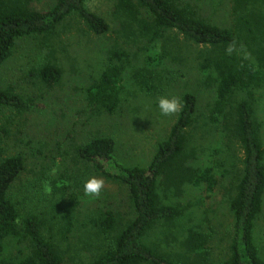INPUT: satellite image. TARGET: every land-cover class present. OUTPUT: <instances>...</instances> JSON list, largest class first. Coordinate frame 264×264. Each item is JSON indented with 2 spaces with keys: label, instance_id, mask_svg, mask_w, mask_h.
Listing matches in <instances>:
<instances>
[{
  "label": "trees",
  "instance_id": "trees-1",
  "mask_svg": "<svg viewBox=\"0 0 264 264\" xmlns=\"http://www.w3.org/2000/svg\"><path fill=\"white\" fill-rule=\"evenodd\" d=\"M90 1L52 0L40 8L35 0H0V66L22 39L51 41L74 28L99 37L110 33L108 19L92 11ZM230 2L232 23L226 28L211 23L192 0H113L121 42L110 49L100 76L86 91L91 115L117 112L129 86L152 97H165L173 88L177 92L187 62L195 65L197 89L211 93L212 101L203 112L199 90L180 92L176 121L146 167L118 164L117 143L109 135L75 145L79 164L65 165L51 180L50 207L40 214L14 198L27 160L22 153H9L0 134V264H264L257 234L264 213V137L258 117L264 105V0ZM143 39L150 52L140 46ZM36 76L52 86L62 70L46 62ZM34 107L13 88L0 89V108L23 113ZM215 144L222 148L216 150ZM91 168L125 190L129 211L103 210L92 219L98 231L79 244L86 259L69 258L66 247L44 236L43 216L50 213L56 220V210L71 231L81 203L72 192L84 187ZM225 177L234 179L226 201L234 234L228 252L217 255L216 233L206 230L203 218L191 224L202 201L184 198L190 189L215 194Z\"/></svg>",
  "mask_w": 264,
  "mask_h": 264
},
{
  "label": "rangeland",
  "instance_id": "rangeland-1",
  "mask_svg": "<svg viewBox=\"0 0 264 264\" xmlns=\"http://www.w3.org/2000/svg\"><path fill=\"white\" fill-rule=\"evenodd\" d=\"M51 1L35 0L34 4L47 8ZM192 1L197 2L202 12L208 14L211 23L226 28L231 25V0ZM89 8L106 16L112 27L110 33L99 37L84 31L78 32L74 28L51 41L42 37L22 39L13 56L0 66V89L11 87L35 103L33 109L23 113L0 108V134L9 153H22L27 160L25 173L14 185V198L22 207L35 210L38 214L50 207L51 180L57 179L65 165L74 167L79 164L77 158L74 160L75 145L96 136L109 135L117 143L114 157L118 164L146 167L157 144L166 138L176 121L178 111L167 116L161 114L159 100L164 96L152 97L132 86L128 87V94L117 112L91 115L86 91L92 81L100 76L110 49L120 43L121 39L120 30L115 28L113 0H91ZM139 44L145 47L146 53L152 49L144 39ZM155 52L160 53L161 47L158 46ZM141 54L142 51L139 55L146 61L147 56ZM46 62L61 67L62 76L56 85L47 86L36 76ZM173 68L176 71L181 66ZM181 73L184 76L177 81L178 91L175 92L173 88L164 98L173 99L187 88L197 89L199 81L195 65L187 62L182 66ZM197 90L200 91L201 109L205 112L213 96L200 86ZM258 117L263 123L264 137L263 104L258 108ZM220 146L214 145L216 150L222 148ZM236 155L241 157V151L237 150ZM91 178L103 180L104 187L95 198L86 196L84 187L73 189L72 193L81 196V203L71 231H66L56 210V220L50 213L43 216L46 220L44 236L55 239L56 243L66 247L69 258L77 259L82 256L86 259V251L79 254L78 249L84 250L79 244L87 243L88 237L98 231L92 224V219L99 218L103 210H119L121 215L129 211L125 202L127 195L122 187L106 181L93 168L88 172L86 181ZM69 180L70 178L66 181ZM233 182L232 177L221 178L215 194L208 196L206 192L190 189L184 198V201L188 199L193 203L202 201L199 212H196L197 218L191 224H196L203 218L206 230L211 228L216 233L214 247L217 255L228 252V245L234 234L233 218L226 203ZM62 228L68 234L67 238L63 235ZM156 234L158 238L162 236L157 231ZM257 234L264 248V213L258 221Z\"/></svg>",
  "mask_w": 264,
  "mask_h": 264
},
{
  "label": "clouds",
  "instance_id": "clouds-1",
  "mask_svg": "<svg viewBox=\"0 0 264 264\" xmlns=\"http://www.w3.org/2000/svg\"><path fill=\"white\" fill-rule=\"evenodd\" d=\"M180 104L179 101L175 98L168 99V98H160L159 100V109L161 111L162 115H170L172 113H175L179 110ZM104 187V181L97 178H91L84 184V193L89 198H95L98 197L102 189Z\"/></svg>",
  "mask_w": 264,
  "mask_h": 264
}]
</instances>
